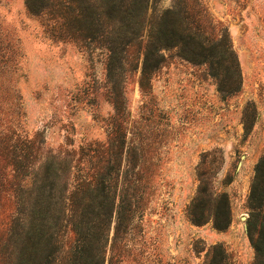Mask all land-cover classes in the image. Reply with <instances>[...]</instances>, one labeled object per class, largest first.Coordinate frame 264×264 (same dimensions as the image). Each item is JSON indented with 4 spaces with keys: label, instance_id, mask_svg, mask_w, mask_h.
<instances>
[{
    "label": "rangeland",
    "instance_id": "obj_1",
    "mask_svg": "<svg viewBox=\"0 0 264 264\" xmlns=\"http://www.w3.org/2000/svg\"><path fill=\"white\" fill-rule=\"evenodd\" d=\"M202 1L229 32L241 90L224 96L208 66L182 59L177 49L165 52L150 88L141 90V65L136 70V58L128 54L116 92L126 109L129 161L138 164L143 200L125 246H116L123 248L120 262L109 246L113 264H207L214 247L224 252L225 264L255 262L248 199L264 156V0ZM171 5L163 0L156 10ZM47 19L32 14L27 0H0L6 56L0 64V133L9 143L38 139L42 160L105 141L115 90L107 78L105 43L88 40L85 30L78 40L57 38ZM133 170L124 163L125 177ZM199 173L215 196L229 198L227 230H217L212 220L200 226L189 220ZM6 207L1 219L9 214Z\"/></svg>",
    "mask_w": 264,
    "mask_h": 264
},
{
    "label": "trees",
    "instance_id": "obj_2",
    "mask_svg": "<svg viewBox=\"0 0 264 264\" xmlns=\"http://www.w3.org/2000/svg\"><path fill=\"white\" fill-rule=\"evenodd\" d=\"M162 1L27 0L32 14L48 17L53 36L78 40L85 30L88 40L105 43L114 115L105 141L44 160L38 139L9 143L0 133L5 136L0 138V209L7 206L9 213L0 216V264H113L109 246H125L143 200L138 164L129 161L126 109L116 92L130 64L128 54L136 58V70L141 65V90L150 88L153 74L166 61L165 52L177 49L182 59L208 66L221 94L240 92L241 74L228 30L215 23L202 0H171L170 7L157 11ZM150 10L156 12L151 18ZM2 50L0 64L6 58ZM126 162L134 169L130 178L124 176ZM199 181L189 220L198 226L212 220L217 230H227L232 220L228 196H215L205 173H199ZM248 207L254 264H264V156L255 168ZM122 249L115 250L116 263L123 259ZM208 258L207 264H225L220 247Z\"/></svg>",
    "mask_w": 264,
    "mask_h": 264
}]
</instances>
